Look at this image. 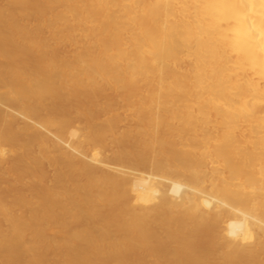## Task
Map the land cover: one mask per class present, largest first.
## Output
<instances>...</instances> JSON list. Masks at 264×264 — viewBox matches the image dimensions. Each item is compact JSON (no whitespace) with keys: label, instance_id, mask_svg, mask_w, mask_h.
<instances>
[{"label":"bare ground","instance_id":"obj_1","mask_svg":"<svg viewBox=\"0 0 264 264\" xmlns=\"http://www.w3.org/2000/svg\"><path fill=\"white\" fill-rule=\"evenodd\" d=\"M0 264H264V0H0Z\"/></svg>","mask_w":264,"mask_h":264}]
</instances>
